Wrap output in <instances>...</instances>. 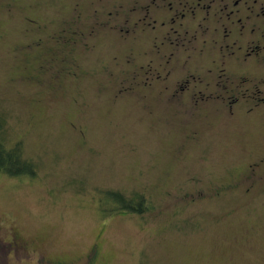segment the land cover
I'll use <instances>...</instances> for the list:
<instances>
[{
  "label": "rangeland",
  "instance_id": "obj_1",
  "mask_svg": "<svg viewBox=\"0 0 264 264\" xmlns=\"http://www.w3.org/2000/svg\"><path fill=\"white\" fill-rule=\"evenodd\" d=\"M106 7L0 0V137L36 168L0 170V264H264V105L144 83Z\"/></svg>",
  "mask_w": 264,
  "mask_h": 264
},
{
  "label": "flooded vegetation",
  "instance_id": "obj_2",
  "mask_svg": "<svg viewBox=\"0 0 264 264\" xmlns=\"http://www.w3.org/2000/svg\"><path fill=\"white\" fill-rule=\"evenodd\" d=\"M104 2L93 28L117 32L149 58L139 67L144 83L160 91H225L221 96L264 105V0ZM172 64H179L173 85Z\"/></svg>",
  "mask_w": 264,
  "mask_h": 264
},
{
  "label": "trees",
  "instance_id": "obj_3",
  "mask_svg": "<svg viewBox=\"0 0 264 264\" xmlns=\"http://www.w3.org/2000/svg\"><path fill=\"white\" fill-rule=\"evenodd\" d=\"M0 170L10 175L29 174L33 176L36 173L34 163L22 159L20 149L18 147L6 146L0 137ZM109 196L111 212L116 211H132L138 214L144 213L148 208V200L139 195L137 198L128 197L126 194L110 190L106 193ZM110 212V214H112Z\"/></svg>",
  "mask_w": 264,
  "mask_h": 264
}]
</instances>
